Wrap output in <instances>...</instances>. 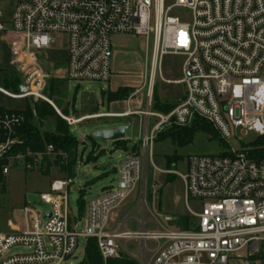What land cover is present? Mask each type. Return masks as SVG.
<instances>
[{
  "label": "built area",
  "instance_id": "2783aa9c",
  "mask_svg": "<svg viewBox=\"0 0 264 264\" xmlns=\"http://www.w3.org/2000/svg\"><path fill=\"white\" fill-rule=\"evenodd\" d=\"M177 8L192 12L190 23L173 15ZM18 32L24 45L14 72L20 93L0 92L14 99H33L52 105L69 125L132 113H98L79 117L63 113L49 97L50 81L60 67L44 51L53 33L67 37L64 78L77 82L109 83L113 76V42L116 35L146 40L149 67L148 106L143 112L144 132L119 167L117 185L103 189L87 203L86 215L70 223L68 188L72 178L56 179L41 194L50 211L31 205L21 208L23 228L0 232V264H73L81 239L95 238L104 264L120 259L125 245L137 241L147 264H264V0H0V34ZM165 55L184 56L185 99L168 113L152 110L155 80ZM1 63V62H0ZM48 66L52 68L49 71ZM54 76V77H53ZM234 80L243 88L237 95ZM152 119H155L152 123ZM208 122L225 141L233 136H257V144L222 155L189 156L185 171H159L181 179L190 220L189 229H148L141 221L137 231H110L113 212L140 187L146 202L147 168L153 164V147L170 127ZM25 122L22 111L0 110V161L4 176L13 169L32 171L47 161L60 167L68 154L47 145L43 152L19 150ZM44 165V166H43ZM190 201L202 207L190 209ZM176 219L165 216V221ZM82 223V227L79 225ZM156 247L150 249L149 242ZM23 251L11 254L14 249Z\"/></svg>",
  "mask_w": 264,
  "mask_h": 264
},
{
  "label": "rangeland",
  "instance_id": "374dc122",
  "mask_svg": "<svg viewBox=\"0 0 264 264\" xmlns=\"http://www.w3.org/2000/svg\"><path fill=\"white\" fill-rule=\"evenodd\" d=\"M173 15L179 16L182 20L190 23L192 21V12L189 9L177 8ZM122 40L121 47L116 46L115 36L112 38L113 47L117 52L125 53L122 57L123 65L121 71L126 73L122 81H135L136 88L142 86L143 81H147L149 67L146 65V40L142 37L126 35ZM53 42L50 47L44 51V56L50 63L56 64L55 69L66 63L68 57L67 37L62 33H53L51 35ZM24 45V35L18 32H6L0 34V62L5 72L0 77V87L4 88V78L19 77L14 72L16 59L20 55V51ZM117 54V58H118ZM114 57V54H113ZM120 58V56H119ZM185 57L180 55H165L162 58L161 74L166 80H178L183 77L182 65ZM4 63V64H2ZM50 72L52 68L48 66ZM120 71V72H121ZM61 73H59V76ZM54 77V76H53ZM237 95L242 96L243 88L239 80H234ZM184 88L183 85H171L163 81L158 75L155 80L154 92L151 98V109L160 112L165 110L158 107V104L164 105L176 101L178 94ZM50 90V88H49ZM13 93H20L21 90H10ZM107 91L106 95L104 92ZM121 96L114 101H123L125 109L128 108L127 100L130 97V91L121 90ZM113 93V92H111ZM108 83L105 82H77L67 81L62 86L59 94L53 97L60 110L70 116L79 117L83 114H92L95 111L109 112L114 111L111 102L107 97ZM145 98L146 107L148 104L147 85L144 86L140 94L136 96L138 101ZM137 101V102H138ZM43 102V101H38ZM36 101L33 99H14L0 92V108L6 110L25 111L30 105ZM145 108V107H142ZM116 111V110H115ZM154 123L155 119L151 120ZM128 126L125 141L129 143V147L139 143V134L144 130V124H140L137 117L130 118H96L84 121L78 125L70 126V134L78 141L72 145L78 146L77 152L74 154V163L68 157V163L65 167H72V172L66 174L63 167L52 162L47 168V164L42 169L26 171L23 169H13L6 175V194L0 196V231L10 232V224L16 226L23 218L21 208L26 205L34 206L43 212L50 211V205L41 197V194L51 190V184L56 179H66L68 176L72 178V183L68 188L70 223L75 224L76 218L86 215L87 203L98 197L103 189L117 185L119 180V167L121 162L127 155L125 144H121V148L117 149L116 143L102 139L94 138L96 131L113 130L120 126ZM190 126L189 128H191ZM184 128V127H180ZM42 133L45 131L55 132V119L49 118L45 123L39 125ZM164 131L154 143L153 147V163L147 168V177L145 185L147 188L146 202L140 198V187L129 196L125 203L113 212L119 216L117 223H109L108 230L124 229V225L120 223L128 213L131 221L135 220L148 222V229L155 230L160 227H175L165 221V216H172L176 220L187 218L191 222L195 218L189 213V209L185 198V188L181 179L173 174H167L159 171L178 170L185 171V161L189 156L204 155L214 156L222 155L229 150L236 152L246 149L251 144H257V136L250 134L249 136H233L231 139L223 140L208 122H203L198 128L192 132V139L186 143H180L178 139L172 136L170 131H175L178 127H170ZM182 132V130H181ZM125 143V142H124ZM44 166V165H43ZM158 168V169H156ZM48 169L47 173L43 171ZM71 175V176H70ZM67 177V178H68ZM83 201V207L81 201ZM190 209L195 212H201L202 207L195 201H190ZM158 223L159 226L156 224ZM82 227V223L79 225ZM87 239H81L78 249L73 258V264H82L85 257L84 251ZM148 246L153 249L155 242H149ZM23 251V249H14L11 254ZM147 264L150 263L151 254L147 256ZM119 264H144V256L139 250V244L132 243L125 245ZM231 264H238L237 261Z\"/></svg>",
  "mask_w": 264,
  "mask_h": 264
},
{
  "label": "trees",
  "instance_id": "16d2710c",
  "mask_svg": "<svg viewBox=\"0 0 264 264\" xmlns=\"http://www.w3.org/2000/svg\"><path fill=\"white\" fill-rule=\"evenodd\" d=\"M1 64V63H0ZM4 64V63H2ZM5 72V68H2L0 65V77ZM66 84V81L53 78L50 81V90H49V97L51 100L55 103V105L58 107L57 103L53 100V97L56 94H59L61 91V88L63 85ZM4 86L8 90L20 89V82L18 78L15 77H8L4 78ZM122 91L110 93L108 98L111 102L112 100L116 99L118 96H121ZM158 107H160L158 105ZM166 113L170 112V108H163ZM0 110H6L3 108H0ZM25 116V122L20 127L18 135L20 138L24 140V144L19 146V150L25 151L26 149H31L34 152H43L46 150L47 145L52 144L56 147V149H62L65 151L68 156L71 158V162L74 163V154L77 152L78 146H73V143H77L78 141L70 134L69 128L70 126L58 115L55 108L50 105L47 102H36L33 104V108L28 105L27 110L22 111ZM65 113V112H64ZM66 114V113H65ZM49 118L55 119L56 123V131L50 132L45 131L42 133L39 129V125H42L45 123ZM203 122L202 120H195L192 127H184L180 128L178 127L175 131H170L172 136H174L180 143H186L189 142L192 139V132L195 130V128H198L199 125H201ZM182 130V132H181ZM161 135V134H160ZM159 135V136H160ZM124 140H120L115 142L117 149L121 148V144H125V150H128V147L126 145V142L124 143ZM122 149V148H121ZM5 163V161H0V196L6 194L7 188H6V177L2 173V166ZM47 167L49 168L52 164L51 162L47 161ZM63 171L67 173L72 172V167H65ZM44 173L48 172V169H45L43 171ZM71 176V175H70ZM68 177V176H67ZM81 201V199H80ZM81 207H83V201H81ZM176 225L175 227L181 228V229H189L190 228V220L187 218H180L176 222H174ZM84 259L82 261V264H104L103 258L101 256V253L99 251L98 243L95 238H89L87 240L85 251H84ZM119 259L110 260L108 264H119Z\"/></svg>",
  "mask_w": 264,
  "mask_h": 264
},
{
  "label": "crops",
  "instance_id": "0c3cea01",
  "mask_svg": "<svg viewBox=\"0 0 264 264\" xmlns=\"http://www.w3.org/2000/svg\"><path fill=\"white\" fill-rule=\"evenodd\" d=\"M126 37H127L126 35H116L115 38H116V41H118L116 46H118V44H119V46L121 47L122 40H124ZM116 49H115V45H114V47H113V53H114V57H113V76H112L111 81L108 83V94H107V97L109 96V94L111 92H113V93L114 92H118V91H121L122 89L129 90L130 93H131L130 97L127 100H124L127 103L128 108L125 109V107H124L125 105H124L123 101H121V100L120 101H114V102H111L110 108H112L113 110L115 109L116 111L115 110L114 111L110 110L109 112H102V113H111V114L132 113V114H130V116L115 117V118L137 117L140 120V124L141 123L143 124V122L146 119L145 115H143V114H133V113H135V112H143V111H145L147 109V107H146V103L147 102H145V98H143L141 101H138L136 99V96L138 94H140L141 91L143 90L144 86L147 85V98H148V81H143L142 82L143 83L142 86H140L139 88H136L134 86V85L137 84V83H135V81H122L125 78L124 76L127 75L126 73H123L120 70L122 65L124 64L122 57L125 56V53H122V52L118 53ZM117 54L120 56V58H119V56H118V58L116 57ZM182 72H183V65H182ZM60 73H61V75L60 76H56V79L64 80V81L67 82L68 80H66L64 78L65 64L60 65ZM179 80H181V79L170 80L168 82H166V81L165 82L168 83V84H171V85H175V86L182 85V84L178 83ZM153 92H154V90H153ZM106 93H107V91L104 92V95H106ZM185 96H186V88L184 86V88L181 90V93L178 94V98H177L176 101H173V102H170V103H167V104H164V105H160V104H158V105L161 108H170V110H172L176 106H178L185 99ZM147 106H148V104H147ZM142 107H145V108H142ZM160 112L161 113H166L164 111H160ZM98 113H101V112L95 111L92 114H83V115H93V114H98ZM104 118H106V117H104ZM107 118H114V117H107ZM143 132H144V130L139 134V139H140V137H141ZM125 142H126V145L128 147L127 151H131V150L135 149L136 145H134L132 147H129V143L127 141H125ZM129 214L130 213H128L126 216H124V218H121V220H120V223H122V225H124V229H121V230L112 229L110 231H124V230L137 231L139 229V227H140L141 221H139L138 223L135 220L131 221ZM118 221H119V216L114 214V216L112 218V222L117 223ZM144 222H146V221H144ZM146 223L148 224V222H146ZM156 224L159 226L158 223H156ZM171 224L174 225L175 223L173 222ZM22 228H23V221L21 220L16 226H14L13 223L10 224L11 231L10 232H4V233L16 232V231H18V230H20ZM0 232H2V231H0ZM132 243L138 244L137 241H133V242H131L129 244H132ZM150 254H151V257H152V253H150Z\"/></svg>",
  "mask_w": 264,
  "mask_h": 264
},
{
  "label": "water",
  "instance_id": "95a60500",
  "mask_svg": "<svg viewBox=\"0 0 264 264\" xmlns=\"http://www.w3.org/2000/svg\"><path fill=\"white\" fill-rule=\"evenodd\" d=\"M21 90L24 91V88H22ZM128 128H129L128 126L123 125L113 130L96 131L93 136L94 138L97 139L117 142L125 139L126 131L128 130Z\"/></svg>",
  "mask_w": 264,
  "mask_h": 264
}]
</instances>
